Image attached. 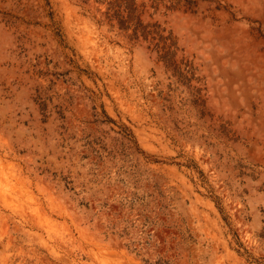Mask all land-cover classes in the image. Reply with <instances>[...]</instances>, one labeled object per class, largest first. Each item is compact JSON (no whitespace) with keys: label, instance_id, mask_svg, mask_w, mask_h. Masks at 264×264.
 <instances>
[{"label":"rangeland","instance_id":"rangeland-1","mask_svg":"<svg viewBox=\"0 0 264 264\" xmlns=\"http://www.w3.org/2000/svg\"><path fill=\"white\" fill-rule=\"evenodd\" d=\"M138 1L186 80L95 0H0V264H264V0Z\"/></svg>","mask_w":264,"mask_h":264},{"label":"trees","instance_id":"trees-1","mask_svg":"<svg viewBox=\"0 0 264 264\" xmlns=\"http://www.w3.org/2000/svg\"><path fill=\"white\" fill-rule=\"evenodd\" d=\"M95 1L100 5L106 6V10L102 12V15L105 17V19L99 21V23L108 22L111 27L117 26V28L121 32L128 34V37L131 41L138 42L142 40L151 43V45H153L154 47L153 49L159 54V59L165 63L166 67L171 69L173 73L180 79L186 80V77L183 73H181L180 67L176 61V56L179 49L177 41L173 37L172 33L167 32L158 23H146L144 21V12L141 11V9L146 8V2L139 3L138 0ZM148 1L151 3V7L156 11L161 5H164L167 10L184 9L185 11L195 13L199 7L198 0ZM87 2H89V0H87ZM57 35L61 38V35L59 33ZM38 104L44 116L43 123H46L48 119V116L46 115L48 106L45 102H39ZM56 108L58 109L59 107L56 106ZM57 119H59L61 122L65 121V115L61 108L57 111ZM60 127L62 129H65L64 125ZM121 133L125 139H127L131 143H134V136L128 128H121ZM85 146L88 150L92 151V153L99 156L100 159L103 158L101 155V150L107 152L106 147L101 146V142L99 140H90L89 137L86 139ZM110 155L112 156V153H110ZM83 158L86 159L85 156H83ZM65 182L66 186L70 184V182Z\"/></svg>","mask_w":264,"mask_h":264}]
</instances>
